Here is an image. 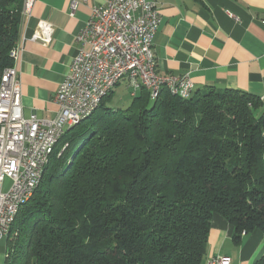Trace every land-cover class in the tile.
Instances as JSON below:
<instances>
[{"label": "trees", "instance_id": "trees-1", "mask_svg": "<svg viewBox=\"0 0 264 264\" xmlns=\"http://www.w3.org/2000/svg\"><path fill=\"white\" fill-rule=\"evenodd\" d=\"M23 2L0 0V84ZM138 92L125 109L108 94L66 129L16 215L6 264H202L214 214L236 243L264 232L261 99L214 86L187 99Z\"/></svg>", "mask_w": 264, "mask_h": 264}, {"label": "crops", "instance_id": "crops-1", "mask_svg": "<svg viewBox=\"0 0 264 264\" xmlns=\"http://www.w3.org/2000/svg\"><path fill=\"white\" fill-rule=\"evenodd\" d=\"M71 1L37 0L31 16H23L18 72L26 118L35 114L49 121L57 116L55 96L78 52L77 35L90 19L92 6L106 2L75 0L73 11ZM153 1L162 13L153 45L157 71L189 75L195 93L210 86L252 93L261 99L258 114L264 115V0ZM40 20L54 26L50 44L31 39ZM234 233L223 216L214 214L202 264L217 255L229 256L231 264H254L264 255V232L243 234L240 243ZM9 237L0 238V264L11 254Z\"/></svg>", "mask_w": 264, "mask_h": 264}, {"label": "built area", "instance_id": "built-area-1", "mask_svg": "<svg viewBox=\"0 0 264 264\" xmlns=\"http://www.w3.org/2000/svg\"><path fill=\"white\" fill-rule=\"evenodd\" d=\"M36 2L24 0L23 16H31ZM77 4L71 1L73 11ZM161 23L160 7L153 0H106L102 5H93L90 19L77 35L78 52L55 96L58 114L49 121L35 114L24 116L18 72L23 44L18 43L12 49L14 64L4 70L0 84V238L16 202L30 198V184L37 166L62 125L89 109L127 62L142 68L152 99L160 79H170L172 90L169 91L187 99L194 84L192 78L187 74L154 75L150 72V58H143L142 51L136 47L139 35H146V46L153 47ZM53 35V24L40 20L31 39L50 44ZM127 83L131 94L136 96L138 85L134 74L128 77ZM7 180L11 185L4 190ZM208 264H231V259L217 255Z\"/></svg>", "mask_w": 264, "mask_h": 264}, {"label": "bare ground", "instance_id": "bare-ground-1", "mask_svg": "<svg viewBox=\"0 0 264 264\" xmlns=\"http://www.w3.org/2000/svg\"><path fill=\"white\" fill-rule=\"evenodd\" d=\"M136 47L138 51H142L143 58H150V72H152L154 75H161L157 71V63L155 57H150V55H154L153 47L146 46V35H139L136 37ZM134 74L136 84L138 85V90L141 87H145L148 89V85L146 83V74L142 70V68H135L134 62H127L124 69H120V71L117 73L116 76H113L112 80H109V82L106 84L105 92L101 93V97L94 102L89 109H87L85 112L75 115L73 119L70 120L67 124L62 125L60 128V131L58 134H56V137L52 143L49 144L48 152H45L40 160V164L37 166V170L35 173V176L32 180V183L30 184V197L34 194L35 190L40 186L44 171L46 167L48 166L51 155L55 151V148L62 137V135L65 133L66 129L75 123L76 118H84L98 108L102 100L110 94L113 89L121 82V80L127 76ZM163 87H167L169 90H172V82L170 79H160V81L155 84V96L153 98H157L162 90ZM195 92V84H193L190 88V93L187 94V98L191 97L193 93ZM29 200V198H23L20 199L18 202H16V205L13 207V211L11 213V216L9 218V224H5L3 234L2 236H8L11 227L14 223V220L16 218V215L18 214L20 208Z\"/></svg>", "mask_w": 264, "mask_h": 264}, {"label": "rangeland", "instance_id": "rangeland-1", "mask_svg": "<svg viewBox=\"0 0 264 264\" xmlns=\"http://www.w3.org/2000/svg\"><path fill=\"white\" fill-rule=\"evenodd\" d=\"M127 80L128 77L125 76L113 89L114 91H112L110 96L107 98V106L125 109L130 105L133 97L130 94ZM76 120H79V118L77 117ZM10 185V181L7 180L4 184V190H8Z\"/></svg>", "mask_w": 264, "mask_h": 264}]
</instances>
